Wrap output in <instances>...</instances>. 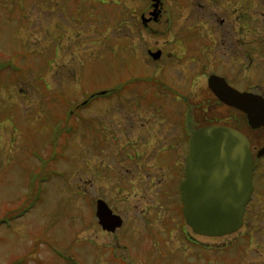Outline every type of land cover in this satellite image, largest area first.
I'll list each match as a JSON object with an SVG mask.
<instances>
[{
	"label": "rangeland",
	"instance_id": "rangeland-1",
	"mask_svg": "<svg viewBox=\"0 0 264 264\" xmlns=\"http://www.w3.org/2000/svg\"><path fill=\"white\" fill-rule=\"evenodd\" d=\"M197 1L0 0V264H264V157L244 215L257 232L241 241L240 259L230 245L239 233L197 236L179 211L189 138L182 95L199 110L212 92L211 64L204 70L191 57H205L202 40L212 58L232 62L211 39L228 32L219 20L240 5ZM249 4L264 50V0ZM258 60L264 66V55ZM224 70L215 72L236 83L237 70ZM244 75L264 92L262 69ZM121 83L129 89L108 91ZM213 114L233 122L222 108ZM49 155L50 177L34 198L30 176ZM99 198L122 216L116 232L98 224ZM192 234L203 248L188 242Z\"/></svg>",
	"mask_w": 264,
	"mask_h": 264
},
{
	"label": "water",
	"instance_id": "water-1",
	"mask_svg": "<svg viewBox=\"0 0 264 264\" xmlns=\"http://www.w3.org/2000/svg\"><path fill=\"white\" fill-rule=\"evenodd\" d=\"M151 1L154 7L160 2ZM150 55L158 59L160 52ZM207 84L221 102L242 111L253 129L264 128L262 97L241 93L215 75L209 76ZM262 155L264 145L257 152L258 157ZM253 164L249 141L238 130L208 125L192 132L180 192L185 222L194 233L221 237L242 226L253 189ZM95 215L104 230L114 231L121 225L102 200L96 202Z\"/></svg>",
	"mask_w": 264,
	"mask_h": 264
},
{
	"label": "flooded vegetation",
	"instance_id": "flooded-vegetation-1",
	"mask_svg": "<svg viewBox=\"0 0 264 264\" xmlns=\"http://www.w3.org/2000/svg\"><path fill=\"white\" fill-rule=\"evenodd\" d=\"M217 1H228L227 2L228 4H231V3H236V5L240 4L239 7L233 9V10H235V14H236L234 18H227L226 19V17H222L219 20L220 23H224V22H226V20L228 21V24H229V25H227L228 26V32L221 37L219 42L216 39H213V38L211 39L212 48L213 47L219 48V50H221V52L223 53L222 55L229 56L232 59V62L228 63L227 60L222 59V58H217V57L212 58V55H209L210 52L208 50V46L202 40H199L198 53H200L202 51L206 52L205 57L203 58V56L198 55L196 57H191V58L192 59L197 58V62H199L198 61V59H199L201 62L200 67L203 68L204 70H205V68L209 67L207 65V63L211 64L210 65L211 68L209 69L210 73L208 74V78L211 75L221 77L233 89H235L241 93H251L254 95H258L264 99V92L257 89V86H255V85L248 86V83L251 82L250 78H247L244 80L240 79V78L246 77L244 74L248 73L251 68L254 70L255 69H258V70L262 69L264 71V66H262L260 64L261 62L258 60V58L260 56L264 55L263 47L261 48L262 43L257 39L258 33L260 31L256 27L255 28L251 27V19H250V8H251V6L249 4L250 0H245V1L244 0H198L197 4H199L200 7H209L213 3L216 4ZM209 21L210 20H208V22ZM236 25H238V27ZM210 31L217 32L218 30H216L214 28H210ZM252 31H253V36L251 33ZM217 37H219V36L217 35ZM158 51L160 52V56H161V51L160 50H158ZM217 66H223L225 69L224 70L225 72H233L234 73V71L237 70L238 74L236 75L234 73L235 80H236L237 84L236 83L232 84L224 74L216 73L215 71H216ZM208 78H207V83H208ZM245 82L247 84L246 86L240 84V83L245 84ZM182 97H183L182 99L184 100V102L186 104V112H185L186 114L184 113L185 115H184V118L182 120V125H186L187 129H188V134H189L188 137L189 138L187 141V150H189L190 135L194 130L201 127L200 126L201 121L199 118H197V115L192 112V109H193L192 107H193L194 102H191L190 99H188L184 95H182ZM201 101H202V99H201ZM209 102L211 104L210 109L212 111V116H213V118H215L214 120L216 121V123H214V124L223 125L226 127L236 129V130L240 131L244 136H246V138L248 139L249 144H250V150L253 154V162H254V167H255L256 160L260 159L261 157H264V155H262L261 157H257V152L259 151V149H257V147H256L260 143L262 145L259 148H262V146L264 145V128L259 127V128L253 129L249 125L247 118H245L246 115H244L241 112H240L241 117L239 119H236L232 115V113H235V112L239 113V111L236 110L234 107L228 106L225 103L221 102L215 96V94L213 92L210 93L209 100L203 101V104L209 103ZM200 103H202V102H200ZM205 106L206 107L204 108V112H205V114H208L209 113V111H208L209 105L205 104ZM219 108H222L223 111L225 113H227V114H225V116H223V118L224 119L227 118L228 121H230V119H232L233 120L232 123L223 124V123L219 122L222 118L219 119L218 115L213 114V112ZM184 139H185V137H184ZM186 161H187V151L185 152L184 165L182 164L181 170L178 169V172L180 170L181 179L179 182L177 181L176 186H177V189L179 192L178 195H179V202L180 203H181L180 184H181L182 180L184 179ZM97 200L104 201L107 204V206L109 207V209L111 210L112 214L118 216L121 219V226L119 228H116L111 233L116 232V230L122 228L123 223H124L122 216L120 214L116 213L109 206V204L107 203L106 200H103L102 198H99ZM248 207H249V204L246 206L245 212L247 211ZM179 211L183 215L182 205H181ZM107 232H110V231H107ZM256 232H257L256 229L253 228L252 226H249L248 228L246 227L245 218H243V224H242L241 228L237 232L232 234V235H235V234L239 233V235L235 239H233L230 243V245H232L233 242H235L234 245H235L236 249L233 250V252H234L233 258L238 259L239 257H241L242 254H240V252H237V250L245 251V246L243 244H241V241H244V243H248V242L250 243L251 239H253ZM195 235L201 236L198 234H195ZM197 236H194L192 234L191 238L187 237V240L191 245H194V247L203 248V243L199 239V237H197ZM249 237H251V238H249ZM217 238H219V237H217ZM236 242H237V244H236ZM238 243H240V244H238ZM240 245H242V246L240 247ZM227 246H229V245H227ZM207 248H209V246H207ZM222 259L226 260L227 257L222 258ZM197 261H198V259H197Z\"/></svg>",
	"mask_w": 264,
	"mask_h": 264
},
{
	"label": "trees",
	"instance_id": "trees-1",
	"mask_svg": "<svg viewBox=\"0 0 264 264\" xmlns=\"http://www.w3.org/2000/svg\"><path fill=\"white\" fill-rule=\"evenodd\" d=\"M138 80H136V82H137ZM126 89H129V87H128V85L127 84H125V83H121V84H119V85H117L116 87H112V88H108V91L111 93V91L112 92H114V94H120V93H122V92H124V90H126ZM97 95H96V93H92V94H90L89 96H88V98L90 99V100H94L95 99V97H96ZM85 103H83L82 105H84ZM208 105H209V113L208 114H205V112H204V109H201V107L202 106H205V105H202V106H199V107H197V109H199V110H195V108H194V106L192 107L193 109H192V112L194 113V114H196V115H202V116H206V117H204L203 118V120L200 122V126H202V125H208V124H214V123H216V121L214 120L215 118H213V116H212V111H211V104H210V102L208 103ZM206 107V106H205ZM77 108V107H76ZM76 108L73 106L72 107V109L74 110V111H71V112H68V116L70 117V115L72 114V113H74L75 111H76ZM78 109V108H77ZM198 112V113H197ZM69 117H67V120L69 119ZM208 117V118H207ZM207 118V119H206ZM65 119V117L63 118V120ZM67 120H65V121H67ZM62 131H67L65 128H63V129H58V133H57V135L56 136H54L55 137V139H57V137L59 136V137H61V133H62ZM52 164L50 163V155L49 156H46V157H44V158H42V160H41V163H40V166H39V169H38V171L36 170V178L35 179H32V177L30 176V178H31V182L28 184L29 185V189H31V195L33 194V196H34V198H38V196L39 195H37V192H36V189H37V187H39V185H41V183H43L44 181H46V180H48V178L50 177V176H43V175H46L45 174V170L48 168V167H50ZM39 178H42V181H40V183L38 184L37 182H38V179ZM36 184H37V186H36ZM36 187V188H35ZM32 190H35V192H32ZM29 193V192H28ZM31 205V204H30ZM29 205V206H30ZM4 222V221H3Z\"/></svg>",
	"mask_w": 264,
	"mask_h": 264
}]
</instances>
